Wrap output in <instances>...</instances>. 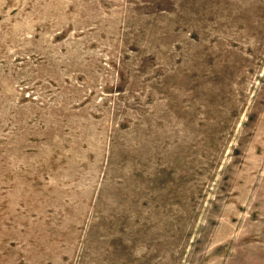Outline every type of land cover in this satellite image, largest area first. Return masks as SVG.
<instances>
[{
  "label": "rangeland",
  "instance_id": "374dc122",
  "mask_svg": "<svg viewBox=\"0 0 264 264\" xmlns=\"http://www.w3.org/2000/svg\"><path fill=\"white\" fill-rule=\"evenodd\" d=\"M0 264H264V0H0Z\"/></svg>",
  "mask_w": 264,
  "mask_h": 264
}]
</instances>
